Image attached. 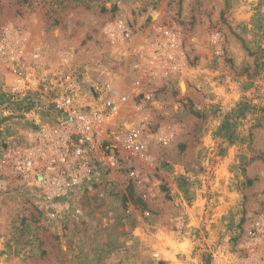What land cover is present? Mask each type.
Here are the masks:
<instances>
[{
  "label": "rangeland",
  "instance_id": "1",
  "mask_svg": "<svg viewBox=\"0 0 264 264\" xmlns=\"http://www.w3.org/2000/svg\"><path fill=\"white\" fill-rule=\"evenodd\" d=\"M68 71L144 149L50 215L31 86ZM0 264H264V0H0Z\"/></svg>",
  "mask_w": 264,
  "mask_h": 264
},
{
  "label": "built area",
  "instance_id": "2",
  "mask_svg": "<svg viewBox=\"0 0 264 264\" xmlns=\"http://www.w3.org/2000/svg\"><path fill=\"white\" fill-rule=\"evenodd\" d=\"M44 83L55 122L40 138L39 144L45 148L27 162L37 170L41 165L44 171L38 172L50 215H58L60 210L77 215V200L101 169H119L123 159L142 153L141 131L117 117L126 95L118 97L113 92L110 99L100 95L87 100L86 79L74 71L55 74L50 81L31 86V90L42 95L40 87ZM24 163L20 166L26 167Z\"/></svg>",
  "mask_w": 264,
  "mask_h": 264
},
{
  "label": "bare ground",
  "instance_id": "3",
  "mask_svg": "<svg viewBox=\"0 0 264 264\" xmlns=\"http://www.w3.org/2000/svg\"><path fill=\"white\" fill-rule=\"evenodd\" d=\"M182 87L184 88V85H182Z\"/></svg>",
  "mask_w": 264,
  "mask_h": 264
}]
</instances>
